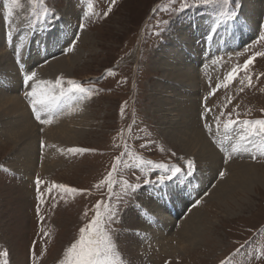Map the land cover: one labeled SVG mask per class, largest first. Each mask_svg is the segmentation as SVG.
Returning a JSON list of instances; mask_svg holds the SVG:
<instances>
[{
  "label": "rangeland",
  "instance_id": "374dc122",
  "mask_svg": "<svg viewBox=\"0 0 264 264\" xmlns=\"http://www.w3.org/2000/svg\"><path fill=\"white\" fill-rule=\"evenodd\" d=\"M241 1L225 4L215 0L204 4L200 0H19L18 5H12L11 0H0V41L11 33L4 32V23L11 20L16 22V35L23 30L34 34L35 51L41 57L30 64L32 73L76 49L79 61L70 73L58 76L61 83H55V87L58 93L71 94L76 103L81 101L86 114L75 119L82 124L79 129H86L85 134H73L78 127L74 126L76 122L71 124L74 130L69 139L55 144L56 155L44 151L45 129L37 127L35 165L28 170L29 174L26 172L17 180L10 171L22 168L18 164L20 156L13 155L12 145L0 138V264L16 262L18 245L24 250L17 261L21 264H72L79 248L75 252L70 250L80 240V229L89 230L87 226L97 211L112 247L109 259L114 264H264V151H250L248 160L254 168L250 171L254 180L250 193L236 191L231 198H215L211 190H217L218 181L231 176V172L224 170L217 181L204 185L194 205L201 211L206 233L198 247L178 243L183 249L170 255L137 237L138 230L148 228L147 211L155 201L152 191L162 184L200 174L195 153L189 155L187 150L178 148L169 135L174 126L190 128L183 119L169 121L175 111L166 107L179 101L176 93L184 95V84L168 79L165 73H171L169 62L182 66L187 58L169 60L171 47L183 44L178 49L185 50L186 41L178 39L185 24L208 16L228 21L242 7ZM61 18L73 29L64 42L60 38L66 35L61 33L67 29L63 21L60 23ZM260 22V34L250 45L237 53L212 58L202 67L195 64L194 68L200 85L197 114L193 116L196 124L198 120L203 127L207 119L216 132L231 140L249 135L243 121L264 120V8ZM58 33L60 36H56ZM11 55L8 53L7 57ZM193 58L195 52L191 62ZM249 59L253 63L244 70ZM4 68L5 65L0 67L3 94L15 86L9 83L3 89L12 79L10 76L14 78L13 71L4 72ZM234 69H239L236 77L224 87ZM69 81L88 91H70L73 85ZM24 92L21 89L22 100L33 113V97ZM165 109L168 111L164 112ZM40 116L47 119L44 112ZM52 117L59 119L58 115ZM230 120L237 123L226 129ZM38 124L42 125L39 121ZM255 136L264 139V134ZM74 148L88 151H69ZM224 159L226 163L240 160L231 154ZM188 160H193L195 167L190 175H185ZM174 167L182 171L169 180ZM161 176L165 180L158 183ZM19 184L25 194L22 199L16 194ZM59 185L83 191L69 192ZM61 237L64 242L53 252L55 241L59 242ZM134 239L140 241V247L131 244ZM128 244L141 257L135 259L126 253ZM170 246H175V242Z\"/></svg>",
  "mask_w": 264,
  "mask_h": 264
},
{
  "label": "bare ground",
  "instance_id": "6f19581e",
  "mask_svg": "<svg viewBox=\"0 0 264 264\" xmlns=\"http://www.w3.org/2000/svg\"><path fill=\"white\" fill-rule=\"evenodd\" d=\"M241 3L242 7L238 8L233 18L228 21H220L215 16L211 18L208 16L200 17L182 26L183 30L178 39L186 41L184 44L185 50L180 52L178 48L183 44L177 45V43L173 44L170 50L171 54L169 53V60H182V57H187L186 64L182 66L176 61L173 64L169 62L168 67H171V73H165L168 79L173 81L176 79L177 84L179 82L184 84V95L176 93L179 101H176L174 106H172V103L166 107L175 111L174 118L169 121L183 119L184 124L190 126V128H185L184 126H179L180 128H178L174 126L169 135L178 148L183 151L187 150V153H190L189 155L195 153L194 160L199 163L197 170L199 169L200 174L192 176L190 179L186 178L183 181H177V183L162 184L155 191H152L155 201L150 206L151 210L147 211V215H149V219L146 218L148 220V228L144 226L143 230H138L137 237H141L143 242L148 241L153 244L161 250V253L176 255L183 249L180 248L179 244H185L187 247L192 248L199 246L206 233H204L205 227L201 222V211L199 212L198 207H194V205L197 204L198 195L202 194L204 185L212 182V180L217 181L221 170L231 172V176L218 181L219 188L217 190H211L215 198L221 197L225 200L236 191L248 194L252 190L254 180L250 178L252 175L250 171L254 168L251 167L253 165L248 160L249 154L250 151L253 153L254 151L256 153L263 152L264 139L260 136L246 135L244 138L236 136V139L231 140L226 135L220 134L221 132H216L207 119H204V124L211 126V131H208L205 125L203 126L204 129L200 127L198 120L197 126L195 118H193L194 114H197L196 102L200 91L199 77H196V69H194L195 64L199 63V67H202L204 64L209 63L212 58L237 53L245 46L250 45L260 32V27L262 26L260 20L263 14L264 1L242 0ZM72 17L74 18V16ZM206 20L209 21V24H206ZM61 21L65 23L64 27L67 29H63L61 33L64 36L66 35L60 38L61 42H64L70 36L73 29L70 28V24L65 19L61 18L60 23ZM15 23L14 20L4 23V28H6L4 32L11 33H8V36H2L0 41V67L5 65L3 71L11 70L14 75V78L10 76L12 79H9L10 81L4 84L3 89H7V85H10L9 83L15 84L5 94H3L4 92H0V138L6 139L12 145L11 151H13V155L20 156L18 164H22L23 169L18 168V171H10L14 179H19V177L26 176V172H29L28 170H32V165H35V158L38 157L36 151L37 137L39 135L37 134V127L45 129L43 135L45 139L44 151L56 155L55 144L57 141L64 143L67 138L69 139L70 133L74 130L72 128L74 126L78 127V125L79 127L82 126L81 122H77L75 119L78 117L83 118L86 114H84V105L81 101L76 103L70 96L71 94L69 95L66 91L58 93V88L55 87L58 76L70 73L79 61L76 59V49H72L73 52L66 57L45 64L38 72H35L34 79L25 84V76L31 74L33 70L30 64L35 63L36 58L41 57V53L38 57L35 51L36 45L32 41V37H34L32 32H25L23 30L19 35L13 32L15 30ZM31 28L36 30L39 27ZM57 30L58 27H56ZM56 36H60V33L56 34ZM42 38H45L44 35ZM212 50H214L213 53ZM193 52L196 53V58H193L192 63L190 60ZM8 53L12 54L11 57H7ZM183 61L185 62V59ZM42 64L43 61L40 65ZM159 87L163 88V86ZM33 88L37 90L38 98L41 93L48 97L47 109L40 104H37L36 109L39 113L44 112L46 118L50 119L51 122L48 124H38L36 113H32L26 101L22 100L24 97L20 93L21 89L25 90V92L27 91V93H31ZM30 97L32 98V96ZM63 99H65L64 103L60 104V101ZM41 106L42 108H40ZM165 111H168V109H165ZM54 115H58L59 119L52 120V116ZM74 122L76 124L72 126L71 124ZM79 127L77 132L73 133L76 136L85 134L86 129H79ZM226 154H231L240 160L232 161L231 163L230 160H227L230 164L226 163L224 159ZM12 164L16 165L15 163ZM8 172L6 173L9 174L10 172ZM13 178L10 177V179ZM19 185L16 194L22 199L25 194L23 193V186ZM164 196L165 198L163 199ZM194 196H197L196 199ZM138 227L139 225L136 228ZM174 227L178 228L175 232H172L175 229ZM58 241H55L57 245L52 248L53 252L57 251V248L58 250L60 249L59 246L64 242L63 237L59 238ZM174 242L175 246L171 247L170 245L174 244ZM138 243L140 244V241L134 239L131 244L137 246ZM133 245L128 244L126 253L135 259L141 257ZM21 246L18 245L15 251L14 260L16 259V262L14 264H21L17 262L20 257H23L24 250ZM164 248L167 251H164Z\"/></svg>",
  "mask_w": 264,
  "mask_h": 264
},
{
  "label": "snow or ice",
  "instance_id": "6c2138e0",
  "mask_svg": "<svg viewBox=\"0 0 264 264\" xmlns=\"http://www.w3.org/2000/svg\"><path fill=\"white\" fill-rule=\"evenodd\" d=\"M114 2V0H113ZM201 3L208 4L215 2V0H200ZM230 0H223V3L228 4ZM12 5H18L19 0H11ZM110 11V9H109ZM10 14V13H9ZM81 28H83V25H81ZM253 63L252 59H249L244 64V70H247L249 65ZM239 69H234L231 74L227 77V83L224 84V87H227V84L230 83L237 75V72ZM35 73H31L29 75H26L24 78V83L28 84L29 81H32L35 77ZM61 83L60 80H57L56 84L59 85ZM70 84L73 85V87L70 89V91H75L79 93H86L88 90L81 87L80 85L75 84L73 81H69ZM249 83H251V80L249 79ZM219 87V85L217 86ZM26 95L33 97V111L36 113V119L41 124H48L50 123V119H42L40 116L39 111L36 110V105L40 104L45 109H47L48 104V97L41 93L39 98L37 97V90L33 88L31 93H26ZM237 123L236 121H229L227 125H225V128L227 129L230 125ZM246 125V127L249 129V135H257V134H264V120H257L255 122L250 121H243ZM206 129L208 131H211V126L205 125ZM244 138V137H242ZM69 151L73 153H80L84 151H88L87 149H80V148H74L70 149ZM115 167V166H114ZM195 167V162L193 160L187 161V171L184 172L185 175H190L192 173V170ZM180 167H174L170 170V175H168L167 179L171 180L173 177H177L178 174L181 173ZM165 180V177L161 176L159 177L158 183H163ZM36 184L39 186L40 180L37 179ZM108 185L109 188L112 187L111 185V173H109L108 176ZM58 187L64 188L65 191L69 192H78L83 191L79 189L74 188H66V186L59 185ZM100 205L99 203L96 205V208L99 209ZM102 217L101 213L99 211L95 214V219L87 226L88 231L86 232V229L81 228L80 229V240L78 244H74L72 246V249L70 251L75 252L77 248H79V252L74 256L72 264H114L112 260L109 259V257L112 254V247L110 244H108V237L104 233L102 227Z\"/></svg>",
  "mask_w": 264,
  "mask_h": 264
}]
</instances>
